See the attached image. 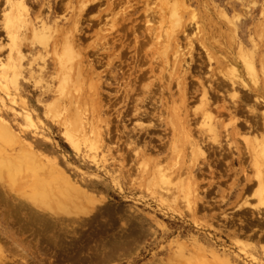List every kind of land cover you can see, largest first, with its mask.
I'll return each mask as SVG.
<instances>
[{"label": "rangeland", "instance_id": "obj_1", "mask_svg": "<svg viewBox=\"0 0 264 264\" xmlns=\"http://www.w3.org/2000/svg\"><path fill=\"white\" fill-rule=\"evenodd\" d=\"M166 1L0 0V121L21 139L0 140L9 263L46 264L52 246L55 264H264V0ZM226 58L245 81L235 97ZM28 147L41 165L9 174L3 158ZM29 210L73 247L57 250L36 222L21 230Z\"/></svg>", "mask_w": 264, "mask_h": 264}, {"label": "bare ground", "instance_id": "obj_2", "mask_svg": "<svg viewBox=\"0 0 264 264\" xmlns=\"http://www.w3.org/2000/svg\"><path fill=\"white\" fill-rule=\"evenodd\" d=\"M167 1H169V0H167ZM166 1V2H167ZM170 2V1H169ZM171 2H173V1H171ZM86 4V3H85ZM168 4V3H167ZM171 4V3H170ZM171 5H173V4H171ZM178 5V4H177ZM177 5H175L176 6V8H177ZM147 7V6H146ZM168 7H171L172 8V12L171 11H169V12H171V15H172V17H174L175 19H176V21L177 22H179L180 21V19H182V14H180V12H178L175 8H173V6H170V5H168ZM184 7H188V6H186V4H185V6ZM171 8H170V10H171ZM162 10H163V8L161 9V12H162ZM12 12V11H11ZM167 12H168V9H167ZM21 13V12H20ZM25 14V13H24ZM164 14V13H163ZM21 15V14H20ZM6 16V15H5ZM15 16V15H14ZM21 16H23V15H21ZM180 16V17H179ZM190 16H196L195 15V13H194V11H190ZM171 17V18H172ZM15 19V18H14ZM21 19H23L24 20V18L22 17V18H20V24H21V21H23V20H21ZM16 20V19H15ZM31 20V19H30ZM173 21H175L174 19H173ZM188 21V20H187ZM190 21V20H189ZM30 22V21H29ZM171 23H172V21H170ZM176 22V23H177ZM181 22V21H180ZM19 24V25H20ZM24 24V23H23ZM180 24V23H179ZM186 24V23H185ZM172 25H174V23H172ZM18 26V25H17ZM16 26V27H17ZM174 29V28H173ZM185 29V28H184ZM195 29V28H194ZM193 29V30H194ZM192 30V31H193ZM183 31V30H182ZM168 32V31H167ZM166 32V33H167ZM183 33H185V31L183 32ZM187 34V33H186ZM191 34H193V33H191ZM165 35V34H164ZM170 35V34H169ZM168 37V36H167ZM158 38V37H157ZM165 38H166V35H165ZM160 39V38H159ZM165 40V39H164ZM182 40H183V38H182ZM182 44V43H181ZM164 49V48H163ZM165 49H166V47H165ZM176 50V49H175ZM194 51V50H193ZM76 52V51H75ZM74 52V47L69 43V44H67L66 46H65V48H64V62H68V61H71L70 59L72 58L73 59V57H74V55H73V53L75 54V56H77L76 55V53ZM176 53H175V56H177V55H179L178 53H179V49L178 50H176L175 51ZM164 53H166V52H164ZM1 54V53H0ZM241 54V53H240ZM222 55V54H221ZM241 55H244V54H241ZM241 55H240V57H241ZM6 56V55H5ZM0 57V65L1 66H3L4 68L3 69H1L2 71H6L7 70V66H8V63L6 62V59H4V58H6V57ZM164 56V55H163ZM175 56H173V57H175ZM224 56V55H223ZM226 57V56H225ZM246 57V56H245ZM156 58V57H155ZM179 57L177 56V58H175L176 59V61H177V59H178ZM224 58V57H223ZM252 59V58H251ZM163 60V59H162ZM241 60H243V57H242V59ZM244 60H246L245 58H244ZM244 60H243V63H244ZM224 61H225V63H224V65L225 66H230L231 68L230 69H232V71H230V72H235V73H232L233 75L232 76H226L230 81V83H231V88H233V90L232 91H234V92H232L231 94L233 95V97H235L234 95H236L237 94V91H236V89H237V83H240L241 81L242 82H245V81H243V79H242V74L240 73V74H236L237 72H240L238 69H237V67H236V64H238L236 61L237 60H234L233 58H226V59H224ZM155 62V61H154ZM189 62V61H188ZM83 63V62H82ZM184 63V62H183ZM244 64H246V66H247V68H248V70L250 71V73H252V74H256L257 72H256V69H255V66H254V64H253V62L251 63L250 61H245V63ZM79 66V65H78ZM84 66V65H83ZM183 67V66H182ZM245 67V66H244ZM80 68V67H79ZM169 68V67H168ZM167 69V68H166ZM71 70V69H70ZM77 70V69H76ZM78 70H80V69H78ZM238 70V71H237ZM4 71V72H5ZM168 71V70H167ZM77 72V71H76ZM219 72V71H218ZM222 72V71H221ZM13 73V72H12ZM178 73V72H177ZM248 73V72H247ZM222 74V73H221ZM220 74V75H221ZM251 74V75H252ZM67 75V74H66ZM78 75V74H77ZM226 75H229V74H226ZM68 76V75H67ZM69 76H70V74H69ZM68 76V77H69ZM82 76V75H81ZM195 76V75H194ZM223 76V75H222ZM247 76V75H246ZM159 77H161V76H159ZM168 77V76H167ZM255 77H256V75H255ZM71 79V78H70ZM161 79V78H160ZM197 79V78H196ZM224 79V78H223ZM85 80V79H84ZM165 80V79H164ZM167 81H169V80H167ZM181 81V80H180ZM180 81H179V86H181V87H183V82H181L180 83ZM197 81H198V79H197ZM200 81V80H199ZM227 81V80H226ZM74 82H76V81H74ZM242 82H241V84H242ZM80 83V82H79ZM78 83V84H79ZM94 83V82H93ZM77 84V83H76ZM162 84V83H161ZM253 84V83H252ZM80 85V84H79ZM257 85V84H256ZM167 86V85H166ZM165 86V87H166ZM241 86V85H240ZM77 87V86H76ZM146 87H147V85H146ZM161 87V86H160ZM257 87V86H256ZM167 88V87H166ZM148 89V88H147ZM181 90V89H180ZM185 91V90H184ZM62 92V91H61ZM66 93V92H65ZM185 93V92H184ZM233 93H235V94H233ZM180 95V94H179ZM238 95V94H237ZM164 97V96H163ZM257 97V96H256ZM209 98H211V97H208L207 96V92L206 91H204V93H203V98H202V103L205 105H207L206 106V108L207 107H209L208 106V100H209ZM167 99V98H166ZM189 100V99H188ZM258 100V99H257ZM182 101V100H181ZM259 102V101H258ZM264 103V102H263ZM166 104V103H165ZM209 104H212L211 102L209 103ZM79 108V107H78ZM174 108V107H173ZM177 108V107H176ZM76 109V108H75ZM175 109V108H174ZM196 109V108H195ZM201 109H203V107L201 108ZM205 109V108H204ZM77 110V109H76ZM178 110H180V109H178ZM254 110V109H253ZM88 111V110H87ZM181 111V110H180ZM209 112H210V108H209V110H208ZM207 110H204V112L202 113L201 112V114L203 115V117H205V118H207L208 119V121H206L205 123L207 124V127H208V130L211 132V133H213L214 134V136H216L217 135V130H216V126H213V124H214V120H213V118H212V116L210 115V113L208 112ZM175 112V111H174ZM212 112V111H211ZM252 112V111H251ZM75 113H77V112H75ZM145 113V112H144ZM179 113V112H178ZM183 113V112H182ZM200 114V113H199ZM161 115V114H160ZM201 115V116H202ZM185 116H186V114H185ZM188 116V115H187ZM195 116V115H194ZM178 117H179V114H178ZM184 118V117H183ZM65 119V118H64ZM189 119V117L187 118V119H183V121L185 122L184 124H187L186 122L187 121H189L188 120ZM191 120V119H190ZM203 120H205V119H203ZM200 122V121H199ZM198 122V123H199ZM2 122L0 121V140L2 139L3 141L5 140V141H11V140H14V139H16L15 141H17V140H21V139H19L18 137L19 136H17V134H15L16 132L11 128V126H9V125H7V124H4V123H2ZM189 123V122H188ZM194 123H196V121L194 122ZM172 124V123H171ZM190 124H191V122H190ZM194 125H196V124H194ZM173 126V125H172ZM199 127V126H198ZM241 128V127H240ZM172 129H174V128H172ZM204 129V128H203ZM192 131V130H191ZM203 131V130H202ZM225 131V130H224ZM203 132H205V131H203ZM191 133V132H190ZM247 133V132H246ZM257 134V133H256ZM186 135V134H185ZM191 135V134H190ZM195 135V134H194ZM211 136V135H210ZM77 137V136H76ZM75 137V138H76ZM188 138V137H187ZM191 139H192V137H191ZM205 139V138H204ZM14 141V142H15ZM18 141V142H19ZM193 141V140H192ZM255 141H256V139H255ZM187 142V141H186ZM194 142H197V141H194ZM214 142V141H213ZM15 143H17V142H15ZM193 143V142H192ZM197 143H199V142H197ZM174 144H175V142H174ZM195 144V143H194ZM194 144L192 145V146H194ZM213 144V143H212ZM220 144V143H219ZM218 144V145H219ZM257 144V143H256ZM13 145V144H12ZM171 145V144H170ZM169 145V146H170ZM251 145V144H250ZM250 145H247V146H250ZM264 145V144H263ZM203 144H201V142L199 143V145L197 144L196 145V147L198 148V150H202L203 149ZM254 147V146H253ZM261 147V146H260ZM170 149V148H169ZM193 149V148H192ZM195 149V148H194ZM22 150V149H21ZM196 150V149H195ZM258 150V149H257ZM171 151V150H170ZM260 151V153H261V156L264 158V146L263 147H261V149L259 150ZM197 152V151H196ZM258 152V151H257ZM176 153H178V152H176ZM193 153V152H192ZM202 153H203V151H202ZM197 154V153H196ZM193 155V154H192ZM191 155V156H192ZM195 155V154H194ZM252 155V154H251ZM254 155V154H253ZM188 156V155H187ZM199 156V155H198ZM255 156V155H254ZM256 157H258V154L255 156V159H256ZM43 158V157H42ZM177 158V157H176ZM4 160H3V164H6V166H8V167H5L6 168V170H7V172L8 171H10V173L9 174H11V172L13 173V170L15 169V167H17L20 163H22V162H24V163H27V164H29V165H31L32 167H33V169H35L37 166L36 165H41V162H42V160L40 159V156L38 155V153L35 151V150H33L32 148H25V150H22V151H20V153L18 154V156L16 157V158H14V156H13V158H11V157H5V158H3ZM191 159V158H190ZM258 161L260 160L259 158L257 159ZM146 162V161H145ZM1 163H2V161H1ZM259 163V162H258ZM258 163H256L255 162V164L256 165H258ZM261 164V163H260ZM22 165V164H21ZM43 165V164H42ZM1 166V165H0ZM15 166V167H14ZM36 166V167H35ZM261 166V165H260ZM47 167H48V164H47ZM50 167V166H49ZM2 168V167H1ZM0 168V169H1ZM3 169V168H2ZM160 170V169H159ZM163 171V170H162ZM161 171V172H162ZM258 171H260V170H258ZM3 172H4V170H3ZM161 172H159V174L161 173ZM164 172V171H163ZM264 172V171H263ZM158 174V173H157ZM162 174V173H161ZM162 175H164V174H162ZM169 175V174H168ZM172 175V174H171ZM165 176H167V174L166 175H164L163 176V178H166ZM169 177V176H168ZM168 177H167V179L166 180H168ZM7 179V178H6ZM55 179V178H54ZM159 179L161 180V177L159 176ZM22 180V179H21ZM171 179H169L168 180V182L170 181ZM19 181V180H18ZM261 181H262V179H261ZM58 182V181H57ZM56 182V183H57ZM163 182H164V179H163ZM171 182V181H170ZM17 184V183H16ZM51 184H55V181H44V182H42V184H40V186H38L37 188H40V187H44L46 190H50V191H52L53 189V187L51 186ZM165 184V183H164ZM168 184H170V183H168ZM262 185H263V182H262ZM7 186V185H6ZM170 186V185H169ZM173 187V186H172ZM166 188V187H165ZM169 188H171V187H169ZM4 189V188H3ZM54 189H56L55 187H54ZM168 189V188H167ZM172 189V188H171ZM166 190V189H165ZM170 190V189H169ZM55 191H57V190H54V192ZM172 191H173V189H172ZM1 192V191H0ZM170 192H171V190H170ZM56 193V192H55ZM172 193V192H171ZM175 194V193H174ZM187 194V193H186ZM262 194V193H261ZM15 195V194H14ZM39 198H41V196L39 195V194H36ZM169 195V194H168ZM171 195V194H170ZM173 196V195H172ZM177 196V195H176ZM257 196V195H256ZM49 197H50V195H49ZM174 197V196H173ZM188 197V195L186 196V198ZM39 198H37L36 197V199L38 200ZM257 198H259V197H257ZM27 199V198H26ZM246 199V198H245ZM188 200V199H187ZM20 201V200H19ZM18 201V202H19ZM184 201H185V199H184ZM11 202V201H10ZM189 202V201H188ZM258 202V201H257ZM21 203V202H20ZM16 204V203H15ZM39 204V203H38ZM38 204H37V206H38ZM186 204V203H185ZM17 206V208H20L21 206H23L24 207V203L19 207V205L18 204H16ZM30 205V204H29ZM41 204H39V208L41 209V207L42 206H40ZM188 205V204H187ZM9 206V205H8ZM189 206H190V204H189ZM255 206V205H254ZM259 206V205H258ZM9 208V207H8ZM24 208H26V207H24ZM190 208H192L191 206H190ZM28 209H30V208H27V210ZM38 209V208H37ZM44 209H45V207H44ZM258 209V208H257ZM13 210V209H12ZM43 210V209H42ZM41 210V211H42ZM55 210V209H54ZM262 210V209H261ZM14 211H15V209H14ZM18 211V210H17ZM21 212H22V207H21ZM20 212V213H21ZM45 212H46V209H45ZM49 212V211H48ZM259 212H260V210H259ZM39 212H34V211H32V210H29V211H26L24 214L25 215H27L26 217H27V219L26 220H24V224H23V226L21 227V230H23V229H25V228H30L32 225H35V222L37 223V234L36 235H39V234H41V229H42V227L43 228H45L44 230V232L41 234V235H43V234H49L48 236H50V230H51V228H50V230H48L49 228H48V226L49 225H51V227L53 226V225H55V221H54V219L53 218H55V217H53L52 215H50V216H52V217H48L47 215H45V214H43V215H41V213H39ZM54 213V212H53ZM55 214H57L56 212H55ZM7 215H8V212H7ZM6 215V216H7ZM15 215H16V213H15ZM62 215V214H61ZM21 216V215H20ZM14 217V219H16V216H13ZM22 217V216H21ZM18 218V217H17ZM51 219H53V220H51ZM64 219H66V218H64ZM59 220V219H58ZM61 220V219H60ZM13 223H14V221H13ZM59 223V222H58ZM41 224V228L39 229V225ZM61 224H62V221H61ZM67 224V223H66ZM57 226H59L58 224H57ZM62 226H64V225H62ZM54 227V226H53ZM72 227V226H71ZM2 227H0V229H1ZM19 228V227H18ZM46 228H47V230H46ZM55 228V227H54ZM63 228V227H62ZM67 228H68V226H67ZM59 229V228H58ZM32 230V229H31ZM64 230V229H63ZM71 231V230H70ZM21 233V232H20ZM19 233V234H20ZM63 233H65L64 231H63ZM70 233V232H69ZM31 234V233H30ZM0 235L2 236L1 238H3V237H8V232L5 230V229H2L1 231H0ZM15 235V234H14ZM33 235H35V233L33 234ZM47 235H45L46 237H47ZM70 235V234H69ZM56 236V235H55ZM71 236V235H70ZM23 237V236H22ZM26 237V236H25ZM25 237H23V238H25ZM36 237V236H35ZM34 237V238H35ZM41 237H43V236H41ZM78 237V236H77ZM9 238V237H8ZM7 238V239H8ZM27 238V237H26ZM63 238V237H62ZM36 239V238H35ZM35 239H34V241H35ZM44 240H45V237L43 238ZM47 239H49V240H51V242H52V240H53V238L50 236V237H47ZM57 239V238H56ZM56 239L52 242V244L51 245H55V248L57 249V248H59V249H57V250H60V251H63L64 249H66L67 247H65V246H69V244H67V243H64L62 240L61 241H56ZM79 239V238H78ZM1 240V239H0ZM9 240V239H8ZM7 240V241H8ZM13 240V241H12ZM12 240H9L8 241V246H7V249L8 250H10V251H13V253H17L16 251H17V249L16 248H18V249H20V250H22L23 252H25L26 253V251L24 250V248H21L20 247V242H18V241H16V240H14V239H12ZM22 240V239H21ZM33 240V239H32ZM7 241H6V239H4V244L6 243L7 244ZM23 241V240H22ZM47 241V240H46ZM39 242H40V240H39ZM43 242H45V241H43ZM30 243L32 244V242H31V240H30ZM68 243H70V241H68ZM4 244H2V245H4ZM5 244V245H6ZM35 244V243H34ZM34 244H32V245H34ZM40 244V243H39ZM65 244H67V245H65ZM71 244V243H70ZM104 244V243H103ZM28 245V244H27ZM29 246V245H28ZM6 247V246H5ZM12 247V248H11ZM33 247V246H32ZM42 246H39V248H41ZM45 247V246H44ZM52 247V246H51ZM70 247H73V245L71 244V246ZM70 247H68V248H70ZM38 248V249H39ZM67 248V249H68ZM16 250V251H14V250ZM43 248H41V250H42ZM50 249V248H49ZM69 250V249H68ZM34 251V250H33ZM43 251V250H42ZM45 251V250H44ZM66 251V250H65ZM3 251H1V253H2ZM28 252V251H27ZM36 253V252H35ZM44 253V252H43ZM39 254H41V253H39ZM45 254V253H44ZM66 254V253H65ZM29 256H31V253H30V255ZM31 258H33L32 256H31ZM63 258H64V256H63ZM39 259V258H38ZM51 260V259H50ZM33 261H34V259H33ZM195 261V260H194ZM69 262V261H68ZM210 263V262H209ZM0 264H11V263H9L7 260H6V258H3L1 255H0Z\"/></svg>", "mask_w": 264, "mask_h": 264}, {"label": "flooded vegetation", "instance_id": "obj_3", "mask_svg": "<svg viewBox=\"0 0 264 264\" xmlns=\"http://www.w3.org/2000/svg\"><path fill=\"white\" fill-rule=\"evenodd\" d=\"M28 239H33L32 237H28ZM34 240H32L33 242ZM55 251L54 248L50 247V250L47 251V254H45L46 258V264H55L56 258L54 257ZM51 259V260H50Z\"/></svg>", "mask_w": 264, "mask_h": 264}]
</instances>
